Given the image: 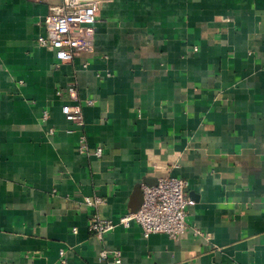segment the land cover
Instances as JSON below:
<instances>
[{
    "label": "crops",
    "instance_id": "1",
    "mask_svg": "<svg viewBox=\"0 0 264 264\" xmlns=\"http://www.w3.org/2000/svg\"><path fill=\"white\" fill-rule=\"evenodd\" d=\"M55 3L0 0V264H264V0H109L93 50L59 66L37 43ZM169 174L210 239L92 232Z\"/></svg>",
    "mask_w": 264,
    "mask_h": 264
},
{
    "label": "built area",
    "instance_id": "2",
    "mask_svg": "<svg viewBox=\"0 0 264 264\" xmlns=\"http://www.w3.org/2000/svg\"><path fill=\"white\" fill-rule=\"evenodd\" d=\"M50 13L44 19L45 34L37 38V43L54 51L57 66L64 62H71L77 55L85 51H92L96 34L95 24L98 21L102 5L109 0H55ZM197 47L194 48V51ZM68 93L75 97L77 88L70 84ZM91 102V101H90ZM63 112L66 117L82 125L84 114L80 105H65ZM49 118L48 110L43 113V121ZM51 132H54L51 129ZM80 151L102 156L103 148L97 147L90 151L83 135L79 143ZM188 181L185 178L171 174L162 176L155 184L143 185V202L137 211L123 215L118 221L106 219L95 213L91 219L90 229L103 239L106 233L119 225L129 226L131 222L138 223L145 236L153 233H166L171 238L178 239L192 231L194 235L210 239V234L197 226H191L187 221L189 208L195 200L187 192ZM87 204L99 207L105 203L101 197L86 199ZM117 263L121 262L120 251H111ZM64 255V251H61ZM102 257H107L110 251L103 249Z\"/></svg>",
    "mask_w": 264,
    "mask_h": 264
}]
</instances>
